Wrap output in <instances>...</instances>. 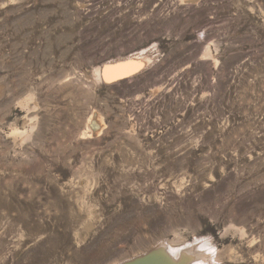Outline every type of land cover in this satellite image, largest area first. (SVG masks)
Here are the masks:
<instances>
[{"label":"rangeland","instance_id":"374dc122","mask_svg":"<svg viewBox=\"0 0 264 264\" xmlns=\"http://www.w3.org/2000/svg\"><path fill=\"white\" fill-rule=\"evenodd\" d=\"M152 251L264 264V0H0V264Z\"/></svg>","mask_w":264,"mask_h":264},{"label":"water","instance_id":"95a60500","mask_svg":"<svg viewBox=\"0 0 264 264\" xmlns=\"http://www.w3.org/2000/svg\"><path fill=\"white\" fill-rule=\"evenodd\" d=\"M157 252L156 251H152V252L148 253L147 255H144V256H142L140 258H137L135 260L130 261L128 264H144L147 260H150L151 258L156 257ZM160 257H163V256H160ZM164 259H165V261H167L166 258H164Z\"/></svg>","mask_w":264,"mask_h":264},{"label":"bare ground","instance_id":"6f19581e","mask_svg":"<svg viewBox=\"0 0 264 264\" xmlns=\"http://www.w3.org/2000/svg\"><path fill=\"white\" fill-rule=\"evenodd\" d=\"M133 64V63H132ZM131 65V64H130ZM130 65H129V67H130ZM132 66V65H131ZM128 67V68H129ZM124 68V67H123ZM133 68V67H132ZM131 69V68H130ZM127 71V70H126ZM197 255V254H196ZM162 259V264H167L166 263V261H165V259L163 258V257H161ZM159 259H160V257H159ZM210 260V259H209ZM173 262V261H172ZM170 263V262H169ZM144 264H157V262L156 261H154V260H147ZM196 264V263H195ZM198 264H200V263H198ZM202 264V263H201Z\"/></svg>","mask_w":264,"mask_h":264}]
</instances>
